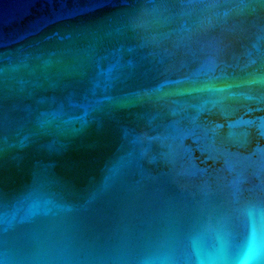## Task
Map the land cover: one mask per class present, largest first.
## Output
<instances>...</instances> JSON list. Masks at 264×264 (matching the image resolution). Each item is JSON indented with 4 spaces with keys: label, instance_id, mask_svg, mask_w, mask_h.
I'll return each instance as SVG.
<instances>
[{
    "label": "water",
    "instance_id": "95a60500",
    "mask_svg": "<svg viewBox=\"0 0 264 264\" xmlns=\"http://www.w3.org/2000/svg\"><path fill=\"white\" fill-rule=\"evenodd\" d=\"M254 225L264 0H0V264H235Z\"/></svg>",
    "mask_w": 264,
    "mask_h": 264
},
{
    "label": "clouds",
    "instance_id": "9594fccd",
    "mask_svg": "<svg viewBox=\"0 0 264 264\" xmlns=\"http://www.w3.org/2000/svg\"><path fill=\"white\" fill-rule=\"evenodd\" d=\"M255 217V211L250 212ZM229 242L225 237L217 236V247L209 250L204 247L200 237L191 241V264H222L228 250ZM264 258V227L254 225L235 264H260Z\"/></svg>",
    "mask_w": 264,
    "mask_h": 264
}]
</instances>
